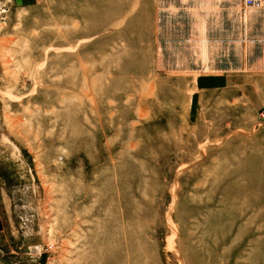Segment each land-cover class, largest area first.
Returning <instances> with one entry per match:
<instances>
[{"label":"rangeland","instance_id":"rangeland-1","mask_svg":"<svg viewBox=\"0 0 264 264\" xmlns=\"http://www.w3.org/2000/svg\"><path fill=\"white\" fill-rule=\"evenodd\" d=\"M242 2L0 0V264H264Z\"/></svg>","mask_w":264,"mask_h":264},{"label":"built area","instance_id":"built-area-1","mask_svg":"<svg viewBox=\"0 0 264 264\" xmlns=\"http://www.w3.org/2000/svg\"><path fill=\"white\" fill-rule=\"evenodd\" d=\"M242 5L245 12L250 9H261L264 8V0H243ZM262 117L264 118V113Z\"/></svg>","mask_w":264,"mask_h":264},{"label":"crops","instance_id":"crops-1","mask_svg":"<svg viewBox=\"0 0 264 264\" xmlns=\"http://www.w3.org/2000/svg\"><path fill=\"white\" fill-rule=\"evenodd\" d=\"M213 84H215V85H219V81H218V79L215 80V81L213 82ZM0 245H1V236H0Z\"/></svg>","mask_w":264,"mask_h":264},{"label":"bare ground","instance_id":"bare-ground-1","mask_svg":"<svg viewBox=\"0 0 264 264\" xmlns=\"http://www.w3.org/2000/svg\"><path fill=\"white\" fill-rule=\"evenodd\" d=\"M100 14V13H99Z\"/></svg>","mask_w":264,"mask_h":264}]
</instances>
